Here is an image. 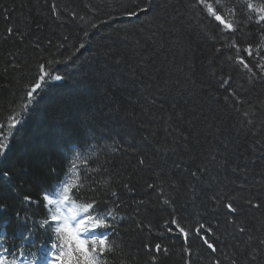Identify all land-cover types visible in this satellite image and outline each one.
Returning a JSON list of instances; mask_svg holds the SVG:
<instances>
[{"label": "trees", "instance_id": "obj_1", "mask_svg": "<svg viewBox=\"0 0 264 264\" xmlns=\"http://www.w3.org/2000/svg\"><path fill=\"white\" fill-rule=\"evenodd\" d=\"M247 2L0 0V133L10 131V118L22 120L0 160L4 245L38 232L34 251L43 258L37 244L58 243L41 227L50 219L45 189L55 198L67 182L71 199L72 189L79 192L77 204L101 202L115 217H107L110 230H95L115 247L106 264H264V205L245 203L264 202V22ZM207 4L238 31L219 25ZM133 9L139 15L130 18ZM41 64L66 79L25 113ZM229 200L247 231L229 222ZM199 224L216 253L194 234ZM157 243L167 252L156 253Z\"/></svg>", "mask_w": 264, "mask_h": 264}, {"label": "snow or ice", "instance_id": "obj_2", "mask_svg": "<svg viewBox=\"0 0 264 264\" xmlns=\"http://www.w3.org/2000/svg\"><path fill=\"white\" fill-rule=\"evenodd\" d=\"M197 3L204 4L205 0H197ZM208 12L214 16L215 21L219 22V25H223L227 30L235 32L238 29L234 28L233 23L226 21L222 14H219L220 9L217 7L213 8L211 4H207ZM195 7V5H193ZM247 9L251 10L254 13H257V22H264V4L260 6H255L251 0H248L246 4ZM142 12H146L147 9H141ZM126 15L128 17H137L139 13L137 11L129 10ZM251 19V17H249ZM8 31L11 33L13 29L9 28ZM87 35V33H85ZM84 45L81 44L80 48H83ZM79 51V49H77ZM245 51L248 52V55L251 56L253 53L251 52V46ZM239 52V49H237ZM232 60V57L228 58ZM236 61L239 65L243 67V69L247 70L248 73H251L252 77H255L256 73L252 71V67L249 66V63L245 61L243 57L237 55ZM49 63H56V61H51ZM259 66V65H257ZM40 72L38 79L31 86L30 90L26 93L27 102L23 105V111L25 113L30 110H34L39 106V98L41 95L48 90L50 84L54 82L64 81L66 79L65 76L55 74L53 75L51 72L45 70V65L41 64ZM251 78V77H250ZM264 78V77H262ZM231 76H227L221 79V85H230ZM233 96L238 95L235 91L232 92ZM228 97H225L227 100ZM72 103L71 100L65 102L66 106H70ZM247 115V113H245ZM22 124L21 119H11L7 125L10 130L7 134L0 133V160L7 159L8 151H10L11 145L9 141V137H13V132L11 130H16V134H18L19 129L18 125ZM176 131H179L177 129ZM180 136L187 139V136L181 132ZM147 139V137H145ZM77 158H79V154H77ZM139 163L143 165L145 161L143 159L139 160ZM74 167V165H73ZM51 171H55L52 169ZM69 173H66L68 175ZM3 177L11 181V177L8 171L2 172ZM193 177H197V172H191ZM59 183V182H58ZM83 181H81V184ZM125 188H128V185H124ZM148 187H153V185H148ZM48 193L44 196V201H46L49 205L56 203L66 206V210L68 214H65V211L61 208L57 207L54 212H52L50 219L43 220L41 227L47 230H51L55 233L56 239L58 243H52L51 248L54 250L51 252V260L47 259V250L45 251V264H106V257L111 256L115 247L113 244L109 243V237L105 234L97 235L95 234L96 229H102L108 231L111 229L112 225L109 223L107 217H111L112 220L115 217L112 216L111 211H107L105 215V209L100 207L101 202L91 203L85 202L82 204H77V201L80 200L79 192L75 189H72V194L74 195V199L70 198L69 192L70 188L67 182L63 185V191L59 194V199L53 201L50 199V195L54 194V188L45 189ZM111 196H117L115 191L110 193ZM25 201H28L30 198L28 196L24 197ZM215 199V198H214ZM105 205L107 202H103ZM141 203H143L141 201ZM165 204L169 203L168 200L164 201ZM245 203L249 205L251 208L259 210L264 202L254 203L252 199L245 200ZM223 207L227 210L229 214V222L234 223L238 230L243 233L247 231V229L236 219L238 213L242 210L238 208L232 200L226 202ZM7 208L6 204L0 203V210H5ZM91 210V211H90ZM81 212L84 213L81 216ZM95 212L96 215L92 213ZM19 215V214H18ZM55 224L53 228L52 225ZM171 225L176 226L175 230L181 234L183 237L184 243L189 242V231H187L184 227L180 226L178 220L174 217L171 220ZM140 227L141 225H137ZM206 226L204 224H199L198 227L194 229V234L197 235L203 242L204 245L212 252L216 253L218 251V246L214 243L210 242L207 234L205 233ZM168 230L171 232L174 229L169 227ZM207 232H212L211 227H207ZM203 233V234H202ZM87 235V238H85ZM27 239V237H25ZM251 239V237L249 238ZM3 240L0 239V243ZM261 244H264V240L260 241ZM146 247H148L146 245ZM155 252H167L166 248H162L161 244L157 243L155 245ZM7 252L8 250L5 249ZM185 252H189V248L184 249ZM0 264H17L15 258L9 260L7 256L0 255ZM215 264H220L219 260H216ZM232 264H235V261H232Z\"/></svg>", "mask_w": 264, "mask_h": 264}, {"label": "bare ground", "instance_id": "obj_3", "mask_svg": "<svg viewBox=\"0 0 264 264\" xmlns=\"http://www.w3.org/2000/svg\"><path fill=\"white\" fill-rule=\"evenodd\" d=\"M39 219V218H38ZM40 220V219H39ZM38 232H35L34 233V237H33V239L32 240H30V241H27V240H25V238L23 237L22 239L20 238V240H21V242L20 243H18V244H20V245H24V244H28V246L29 247H35V245H36V242L37 241H39L40 239H41V237H43V236H41V235H38L37 234ZM4 242V241H3ZM42 243V242H41ZM39 244H37V246H38Z\"/></svg>", "mask_w": 264, "mask_h": 264}, {"label": "rangeland", "instance_id": "obj_4", "mask_svg": "<svg viewBox=\"0 0 264 264\" xmlns=\"http://www.w3.org/2000/svg\"><path fill=\"white\" fill-rule=\"evenodd\" d=\"M51 206H52V205H50V207H51ZM57 207H58V206H56L55 209H56ZM59 208H60V207H59ZM55 209H54V211H55Z\"/></svg>", "mask_w": 264, "mask_h": 264}]
</instances>
